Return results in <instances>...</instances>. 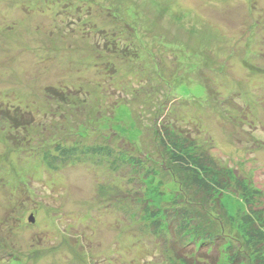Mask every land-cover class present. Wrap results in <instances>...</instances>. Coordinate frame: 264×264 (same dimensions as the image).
<instances>
[{"label": "rangeland", "instance_id": "rangeland-1", "mask_svg": "<svg viewBox=\"0 0 264 264\" xmlns=\"http://www.w3.org/2000/svg\"><path fill=\"white\" fill-rule=\"evenodd\" d=\"M164 126L201 177L229 173L207 204L161 194ZM175 200L197 218L187 240ZM253 212L264 223V0H0V264H178L175 241L200 234L250 264Z\"/></svg>", "mask_w": 264, "mask_h": 264}, {"label": "trees", "instance_id": "trees-1", "mask_svg": "<svg viewBox=\"0 0 264 264\" xmlns=\"http://www.w3.org/2000/svg\"><path fill=\"white\" fill-rule=\"evenodd\" d=\"M48 92L49 94L53 93V95H56L55 91L52 89H49ZM23 125L27 126L29 125V123L26 122L23 123ZM156 136V145L157 147H160V149L157 150L163 151L165 155H167V157L169 156L168 158L170 159L172 167L169 170H171V173H173L172 183L170 186H167V190L170 193L165 194V192L161 191V194L163 196L168 197L172 194H175V187H178L177 190L179 192L187 190L191 192L195 191L196 193L201 194L202 201H204L203 204H207L206 202H208V200L210 201L213 198V194L215 192L224 190V184L228 186L229 182H231L229 173H227V176L224 177H201V175H204V169L201 166L202 164H199L198 160L193 157L195 152L192 151L194 149H197V147L182 144L181 142L183 141H179L177 139V134L173 133V131H171L167 127L164 126L163 129H160ZM95 151L101 156L106 155L107 158H115L114 160L116 162V165L120 164L121 167H129L130 172H132L135 176L137 175L138 171L143 170L144 173H147L148 170H144L145 163H147V167L148 163H151L150 160H140L136 157H123L122 159L119 151L112 150V148L109 147H99ZM117 161L120 162L118 163ZM152 166L153 167L151 169H147H149L150 172H153L156 175L159 172V169H157L156 167L160 165L154 164ZM148 175L150 174H146V178H149ZM233 178L235 179L236 186H238L237 188H243V186L239 183L237 175H234ZM140 181L143 183V179H140ZM153 185L154 187L152 188L155 189L157 186L155 181ZM176 202L177 200L173 202L171 207H167L163 210L165 219L167 220L168 217H170V220L180 219L178 221V224L174 225L172 228L169 227V229L177 232V234L187 232L188 234L186 233L187 235L182 238V240H187L185 239L187 236H192V234L189 233V230L194 228V225L197 222V218L191 217L189 209L186 207L180 208L178 204H174ZM178 214L183 215V217L177 218ZM258 222L264 224L261 220V214L259 213L258 215H256V213L253 212V214L251 213V215L249 214V216L243 218L240 223V226L244 228V231L246 233V239H248L246 242L247 244L245 245H247L249 249L252 250V252L247 255L250 264H264V226L262 227L263 229L260 228ZM154 225L155 227L157 226L156 224ZM200 235L202 238L200 240V243L198 242L199 247L197 248H188L186 246H181L178 242L175 241L176 246L173 247L171 251L173 252L174 260H176L178 264H242L245 258L240 255L239 250L238 252H234L233 248H229V246H226L227 244L221 242L225 239V236H215L213 238L212 236L208 235L204 238L203 234ZM194 237L200 238L199 234L194 235ZM219 239L222 240L220 241ZM197 241H199V239H197ZM186 243L188 242L186 241ZM184 249H188V251ZM223 258H227V261L225 262V259Z\"/></svg>", "mask_w": 264, "mask_h": 264}, {"label": "water", "instance_id": "water-1", "mask_svg": "<svg viewBox=\"0 0 264 264\" xmlns=\"http://www.w3.org/2000/svg\"><path fill=\"white\" fill-rule=\"evenodd\" d=\"M30 221L33 223L34 222V220L32 219V218H30Z\"/></svg>", "mask_w": 264, "mask_h": 264}]
</instances>
